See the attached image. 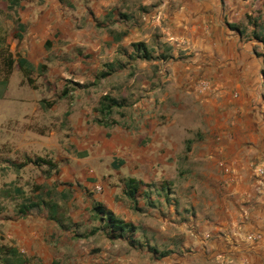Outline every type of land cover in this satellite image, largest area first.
<instances>
[{
  "label": "rangeland",
  "instance_id": "1",
  "mask_svg": "<svg viewBox=\"0 0 264 264\" xmlns=\"http://www.w3.org/2000/svg\"><path fill=\"white\" fill-rule=\"evenodd\" d=\"M143 1L24 0L15 13L0 0V80L6 54L42 66L28 77L13 70L0 98V244L15 246L43 264H118L120 254L125 264H173L160 255L154 257L145 246L132 250L125 242L112 243L100 233H89L97 226L91 215L96 203L122 218H135L145 228L161 212L162 186L164 195L171 192L174 201L181 191L173 178L175 172L149 180L144 165L135 171L131 156L121 155L116 146L119 136L126 134L123 125L130 122L131 102L175 101V91L169 90L171 68L186 58L183 44L162 43L160 29L125 17L135 6H144ZM252 1L260 8L264 5V0ZM260 16L250 18L245 38L253 40V23ZM117 34H124L120 42L115 40ZM138 42L147 46L153 59H129L131 44ZM253 49L262 54L264 44ZM118 61L124 67L97 79L104 64ZM210 93L211 89L201 95ZM104 95L128 103L113 114L118 123L110 128L94 121ZM160 113L159 106L157 116ZM135 127V134L146 132V128ZM37 157L53 162L50 175L48 167L29 163L28 159ZM119 160L124 164L114 168L112 163ZM135 174L149 182L144 190L151 191L157 202L151 208L153 214H146L149 205L144 199L139 198L140 205L133 207L123 194L122 180ZM18 188L22 196L14 192ZM2 190L12 191V197H2ZM38 198L58 204L64 229L47 220L43 210L33 209L26 216L17 213L19 204ZM185 201L188 207L189 199ZM185 254L192 260V252Z\"/></svg>",
  "mask_w": 264,
  "mask_h": 264
},
{
  "label": "crops",
  "instance_id": "2",
  "mask_svg": "<svg viewBox=\"0 0 264 264\" xmlns=\"http://www.w3.org/2000/svg\"><path fill=\"white\" fill-rule=\"evenodd\" d=\"M142 4L125 17L160 29L162 43L183 44L186 58L171 68L169 90L175 91V101L131 102L130 122L120 124L129 133L120 135L116 146L121 155L131 156L135 171L144 165L149 180L175 172L181 191L174 201L171 192L165 190L164 195L162 186L161 212L156 210L157 221L145 228L135 218H122L106 207L135 227L138 243L131 246L123 239L103 237L125 242L132 250L145 246L154 257L160 255L173 264H264V175L258 173L264 170V52L253 49L262 43L244 37L250 18L262 15L264 5L260 8L252 0ZM200 80L210 85L207 96L197 92ZM135 126L146 132L135 134ZM220 163L230 168V174ZM130 177L142 181L145 191L146 178ZM146 193L136 197V205L144 199L149 205L146 214H153L157 202L151 191ZM257 234L259 240H248ZM186 250L192 252V260ZM116 261L125 264L122 254Z\"/></svg>",
  "mask_w": 264,
  "mask_h": 264
},
{
  "label": "trees",
  "instance_id": "3",
  "mask_svg": "<svg viewBox=\"0 0 264 264\" xmlns=\"http://www.w3.org/2000/svg\"><path fill=\"white\" fill-rule=\"evenodd\" d=\"M24 0H3V3L6 5V8L9 11L15 12L17 9L21 7V3ZM61 3H65L66 0H59ZM264 8V6H262ZM254 28H252L251 35L252 38L256 41L264 44V10H262V15L255 20L253 23ZM20 31H22V27L19 26ZM121 34H117L115 40L118 41ZM17 39H21L22 36L20 34H16ZM3 41L0 39V46H2ZM132 52L128 55L129 59H141V60H151L152 54L150 53L147 46L142 43H133L131 44ZM165 58V56H162ZM3 59L4 69L3 77L0 80V98L3 97L6 87L8 85L9 77L13 70L20 71L23 77H28L33 71L41 70L42 66L34 67V65L29 62L25 57L18 56L16 59H13L10 54H6ZM121 61L116 63H107L104 64V69L101 70L97 74V79L104 78L106 76L111 75L117 69H121L124 67ZM262 77H264V69L261 70ZM125 105L124 99H117L109 95H104L100 102L98 103V107L96 108V112L99 116L94 120L95 123L104 128H110L116 125L118 122L113 118V114L116 113L119 109H122ZM119 115H123L119 113ZM29 163H33L36 166H46L48 167V174L50 175V171L55 168V165L51 160L37 157L34 160L28 159ZM122 162L114 163L112 166L114 168L120 167ZM123 192L125 196L136 205V197L137 196H147V193L143 191V182L140 180H136L132 177H127L123 181ZM14 192L17 195H23L21 189H15ZM1 196L5 198L12 197V191L10 190H2ZM43 210L46 212L47 220L53 222L59 228H63L64 226L60 221L57 210L58 204L49 199L43 200L42 198H38L36 201L26 200L25 202L18 205L17 213L20 216H26V214L33 210ZM92 219L98 223L96 227L90 230V234L101 233L106 236L110 240L123 239L129 245L133 246L138 243L135 237V227L114 215L110 210H108L105 206L100 203H96L91 208ZM0 264H43L41 260H34L30 257L25 256L17 247L11 245L0 244ZM57 264V263H54Z\"/></svg>",
  "mask_w": 264,
  "mask_h": 264
},
{
  "label": "built area",
  "instance_id": "4",
  "mask_svg": "<svg viewBox=\"0 0 264 264\" xmlns=\"http://www.w3.org/2000/svg\"><path fill=\"white\" fill-rule=\"evenodd\" d=\"M196 88H197V92L199 94H204L206 93L208 90H210V85L207 81L205 80H200L197 82L196 84ZM221 169L223 170V172H225L226 174H230V168L228 166H226L225 164L223 163H220L219 164ZM259 175H264V170H259L258 171ZM98 190H100L101 188L98 186L97 187ZM248 240H252V241H257L260 239V235H249L248 237Z\"/></svg>",
  "mask_w": 264,
  "mask_h": 264
}]
</instances>
